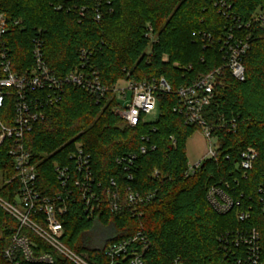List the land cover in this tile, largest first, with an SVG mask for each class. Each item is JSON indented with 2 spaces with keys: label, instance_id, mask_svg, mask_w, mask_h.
Segmentation results:
<instances>
[{
  "label": "trees",
  "instance_id": "1",
  "mask_svg": "<svg viewBox=\"0 0 264 264\" xmlns=\"http://www.w3.org/2000/svg\"><path fill=\"white\" fill-rule=\"evenodd\" d=\"M226 1L242 19L264 12V0ZM0 12L21 22L10 26L0 39L16 74L33 67V41L39 30L45 41V61L55 76L74 72L84 50L89 53L91 69L109 89L121 79L143 82L163 77L176 91L221 69L205 113L218 138L217 157L205 160L193 175H187V142L200 129L186 125L184 117L175 112L179 106L175 94H161L158 119L144 120L136 128L114 114L118 102L112 93L97 104L94 96L67 85L62 102L46 109L45 120L25 137L44 194L61 191L54 163L70 165L68 155L77 142L91 156L94 176L103 190L115 181L123 199L128 187L140 193L156 192L152 202L140 206L141 218H133L130 208L114 214L105 201L96 222L85 217L80 198L71 201L64 219L63 242L68 248L91 264H108L103 247H91L88 239L99 223L113 230L105 246L140 233L133 246L144 249L147 264L177 260L181 264H248L246 260L239 263L244 249L236 248L233 238L238 232L255 229L264 264L259 193L264 189L263 29L255 26L242 32L251 36V45L244 59L246 78L240 82L224 67L221 51L233 18L220 13L215 0H0ZM150 29L153 42L146 37ZM13 115L8 104L0 109L1 121ZM229 120H235V132L219 127ZM11 147L10 140L0 146V197L9 202L20 188L9 155ZM142 147L147 149L145 154ZM249 147L257 150L258 158L245 175L238 167L239 153ZM155 172L158 176L152 177ZM213 187H221L234 199L235 206L228 213H218L208 202ZM241 213H249V218L240 221ZM16 228V221L0 209V248L8 245ZM54 264L73 263L57 258Z\"/></svg>",
  "mask_w": 264,
  "mask_h": 264
},
{
  "label": "built area",
  "instance_id": "2",
  "mask_svg": "<svg viewBox=\"0 0 264 264\" xmlns=\"http://www.w3.org/2000/svg\"><path fill=\"white\" fill-rule=\"evenodd\" d=\"M215 4L220 7V13L232 17L234 22L222 41L224 67L229 69L236 80L243 82L246 78L244 59L250 50L251 36L242 32L255 26L264 30V12L257 18L242 19L232 12V5L226 0H215ZM20 23L9 20L0 12V39L6 36L10 26H18ZM150 31L151 29L146 37L153 42L155 38ZM203 38L210 39V36L204 35ZM44 46L43 32L39 30L33 41V67L23 74L13 72L5 44L0 46V109H4L8 104L14 111V115L8 118L7 122L0 120V146L7 140L12 141L9 155L13 159L20 184L12 202L0 197V209L17 223L16 231L8 245L0 248V264H54L57 258L66 259L73 264H91L87 257L74 252L63 242L64 219L69 213V203L80 198L84 203L85 217L95 219L96 222L105 201L110 212L114 214L130 208L133 218H141L143 214L139 210L140 206L152 202L156 198V192L140 193L128 187L123 199L115 181L111 182L112 187L103 190L101 183L97 182L94 176L91 156L86 153L83 145L77 142L74 151L68 155L70 165L54 163L61 191L51 195L44 194L38 187L40 176L37 163L33 162L25 147L26 135L33 131L38 122L45 120L46 109L62 102L67 85H74L94 96L97 104L104 100L108 93H112L118 102L113 109L114 114L130 128H136L145 120L147 114L156 109L161 94H175L179 99L175 112L184 117L186 125L199 128L197 133L205 137L208 143L207 155L196 164L188 163L187 175H193L205 160L217 157L218 138L213 135L214 127L208 124L205 113L219 85L221 69L176 91L163 77L143 82L121 79L113 89H109L102 83L98 73L91 69L87 51H81L80 63L74 72L57 77L45 61ZM125 84L128 85L127 88L124 87ZM128 90L132 92L131 101L123 104L120 99L126 100ZM219 127L227 128L230 132L237 129L235 120L222 121ZM146 152L147 149L142 147L141 153ZM257 158L258 152L255 148L242 149L238 167L246 175L253 169ZM135 159L133 156L132 161ZM127 161L128 159L125 162ZM132 161H128L130 165ZM125 170H129V167ZM158 174L155 172L152 177ZM129 179L132 180L133 177L129 176ZM259 193L264 213V189H260ZM207 198L213 209L220 214L228 213L235 206L234 199L221 187L211 188ZM248 218L249 213L239 215L240 221ZM30 235L36 237L41 244ZM140 236L139 233L130 239L114 241L106 246L104 242L101 247L108 264H147L144 249L139 251L133 246L139 242ZM260 239V234L255 229L234 235L235 247L244 249V259H239V263L246 260L248 264H263ZM174 264L181 263L177 260Z\"/></svg>",
  "mask_w": 264,
  "mask_h": 264
},
{
  "label": "rangeland",
  "instance_id": "3",
  "mask_svg": "<svg viewBox=\"0 0 264 264\" xmlns=\"http://www.w3.org/2000/svg\"><path fill=\"white\" fill-rule=\"evenodd\" d=\"M127 84H125V88H127ZM132 98V92L130 90L127 91V98L126 100L120 99V102L123 104H127L131 101ZM160 115V107L159 104H157V107L154 111H152L150 114H147L145 117V121L155 122ZM202 136V135H201ZM190 138L189 147L187 149V157H188V163L190 164H196L201 157L206 156L208 153V143L205 137H202L203 139H200L199 144L197 143V146L195 149H193V142L197 141L196 139ZM196 138V137H195ZM198 142V141H197ZM113 230L111 227H104L101 224H97L94 231L90 233L88 236V239L90 240L91 247H101L102 244L111 237Z\"/></svg>",
  "mask_w": 264,
  "mask_h": 264
},
{
  "label": "crops",
  "instance_id": "4",
  "mask_svg": "<svg viewBox=\"0 0 264 264\" xmlns=\"http://www.w3.org/2000/svg\"><path fill=\"white\" fill-rule=\"evenodd\" d=\"M193 137H194L193 139H196V140L198 141V142H197V141H194V142H193V145H194V146H193V149H195V147L197 146V143L199 144L200 139H203V138H202L203 136H201L200 133H195V134L193 135ZM195 137H196V138H195ZM191 139H192V138H191ZM190 141H191V140L189 139L188 142H190ZM188 142H187V149L190 148ZM203 157H204V156H203ZM203 157H201L200 160H201ZM200 160H199V161H200ZM199 161H198V162H199Z\"/></svg>",
  "mask_w": 264,
  "mask_h": 264
}]
</instances>
